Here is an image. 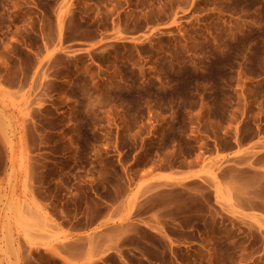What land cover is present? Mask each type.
I'll use <instances>...</instances> for the list:
<instances>
[{
  "label": "rangeland",
  "instance_id": "374dc122",
  "mask_svg": "<svg viewBox=\"0 0 264 264\" xmlns=\"http://www.w3.org/2000/svg\"><path fill=\"white\" fill-rule=\"evenodd\" d=\"M0 264H264V0H0Z\"/></svg>",
  "mask_w": 264,
  "mask_h": 264
}]
</instances>
